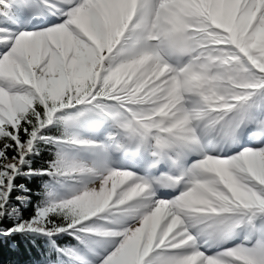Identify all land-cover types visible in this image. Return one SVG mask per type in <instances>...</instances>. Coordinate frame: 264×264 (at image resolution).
I'll return each instance as SVG.
<instances>
[{"label":"snow or ice","instance_id":"6c2138e0","mask_svg":"<svg viewBox=\"0 0 264 264\" xmlns=\"http://www.w3.org/2000/svg\"><path fill=\"white\" fill-rule=\"evenodd\" d=\"M0 264H264V0H0Z\"/></svg>","mask_w":264,"mask_h":264},{"label":"trees","instance_id":"16d2710c","mask_svg":"<svg viewBox=\"0 0 264 264\" xmlns=\"http://www.w3.org/2000/svg\"><path fill=\"white\" fill-rule=\"evenodd\" d=\"M10 258L11 259H20V258H25V257L18 256L17 254L10 252L8 247L5 246L3 249V259L7 261Z\"/></svg>","mask_w":264,"mask_h":264}]
</instances>
